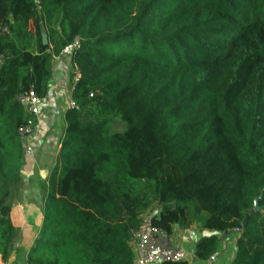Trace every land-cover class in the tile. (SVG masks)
Listing matches in <instances>:
<instances>
[{
	"label": "trees",
	"instance_id": "1",
	"mask_svg": "<svg viewBox=\"0 0 264 264\" xmlns=\"http://www.w3.org/2000/svg\"><path fill=\"white\" fill-rule=\"evenodd\" d=\"M76 41L80 72L58 169L25 264H134L132 232L238 233L232 264H264V0H0V256L18 230V98L46 100L53 62ZM120 119L121 133H110ZM217 236L196 245L200 261ZM167 264H189L187 261Z\"/></svg>",
	"mask_w": 264,
	"mask_h": 264
},
{
	"label": "crops",
	"instance_id": "2",
	"mask_svg": "<svg viewBox=\"0 0 264 264\" xmlns=\"http://www.w3.org/2000/svg\"><path fill=\"white\" fill-rule=\"evenodd\" d=\"M75 72V68L72 65L70 57H60L53 62V78L50 84V92L46 100L45 105L40 115L35 118L36 120V133L33 141V154L36 152L39 146L45 145L46 147L53 146L51 143L55 141V135L57 133L56 128L53 127V119H55V113L57 109L62 111V125L64 130L66 129L65 113L68 110V102L72 98V92L75 87V82L72 79V73ZM66 98V100H65ZM61 136L58 140L59 152L61 151V141H63L64 134L61 128ZM63 134V135H62ZM28 156L30 164H32V158ZM53 175V174H52ZM52 177V176H51ZM50 177V179H51ZM160 205L155 204L150 211H156L160 213ZM189 217L187 220L188 226L184 224L176 225L173 227L172 238L175 243L182 247L188 254L187 262L189 264H232L236 258V241L239 237L238 233H231L228 235L219 234L214 231L202 230L200 224L193 220L192 211L188 210ZM43 220V219H42ZM42 224V222H41ZM41 230V229H40ZM40 233V232H39ZM217 236L219 239L217 254L208 261H200L196 258V245L200 240L205 237ZM133 248V244L131 245ZM14 256V254H12ZM11 256V257H12ZM15 261V260H14ZM13 259L10 261L13 264ZM0 264H4L0 256Z\"/></svg>",
	"mask_w": 264,
	"mask_h": 264
},
{
	"label": "rangeland",
	"instance_id": "3",
	"mask_svg": "<svg viewBox=\"0 0 264 264\" xmlns=\"http://www.w3.org/2000/svg\"><path fill=\"white\" fill-rule=\"evenodd\" d=\"M72 75L75 82V72ZM62 111L57 109L55 119H53V127L58 129L55 141L51 142L53 146L50 148L45 145L39 146L34 155H30L32 164H30L28 156L25 155V166L22 170L23 185L16 199L11 202V220L18 230V236L14 245V256L7 264H12L10 262L12 259L15 260L13 264H25L27 253L39 237L45 198L50 189V177L52 174L54 175L58 167V174L63 171V167L58 165L60 150L58 140L61 136V128L65 133L64 127L59 126L62 125ZM125 126L120 119H115L110 125V133H121L125 130ZM60 141L62 147V140ZM189 207V210L192 211L191 206Z\"/></svg>",
	"mask_w": 264,
	"mask_h": 264
},
{
	"label": "built area",
	"instance_id": "4",
	"mask_svg": "<svg viewBox=\"0 0 264 264\" xmlns=\"http://www.w3.org/2000/svg\"><path fill=\"white\" fill-rule=\"evenodd\" d=\"M39 3L40 0H37ZM81 49V42L76 41L63 51L61 57H71L76 51ZM80 80V72L75 68V84ZM18 100L26 109L27 114L37 118L45 102L39 99L33 92L22 94ZM68 109H78L76 103L71 100ZM36 133V125L29 126L20 130L24 140L25 155L33 154V141ZM158 215L156 211H148L141 216V224L137 231L132 232L133 251L135 254L134 264H167L180 263L188 260L187 252L178 246L172 235H168L164 230L154 226V219Z\"/></svg>",
	"mask_w": 264,
	"mask_h": 264
},
{
	"label": "water",
	"instance_id": "5",
	"mask_svg": "<svg viewBox=\"0 0 264 264\" xmlns=\"http://www.w3.org/2000/svg\"><path fill=\"white\" fill-rule=\"evenodd\" d=\"M158 216L160 217V214Z\"/></svg>",
	"mask_w": 264,
	"mask_h": 264
}]
</instances>
